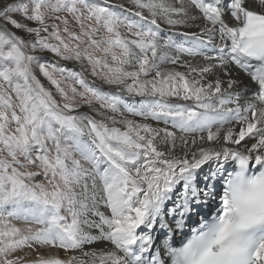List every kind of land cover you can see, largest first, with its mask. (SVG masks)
<instances>
[{
	"label": "snow or ice",
	"instance_id": "6c2138e0",
	"mask_svg": "<svg viewBox=\"0 0 264 264\" xmlns=\"http://www.w3.org/2000/svg\"><path fill=\"white\" fill-rule=\"evenodd\" d=\"M0 264H264V0H0Z\"/></svg>",
	"mask_w": 264,
	"mask_h": 264
},
{
	"label": "bare ground",
	"instance_id": "6f19581e",
	"mask_svg": "<svg viewBox=\"0 0 264 264\" xmlns=\"http://www.w3.org/2000/svg\"><path fill=\"white\" fill-rule=\"evenodd\" d=\"M163 27H165V29H166V26H163ZM192 30H195V29H190V31H192ZM161 35L164 38H168L169 35H170V33L167 30H165L164 32L161 33ZM172 38L175 39L177 41V43H180V42H183L184 41V38L183 37L172 36ZM181 60L182 61H191L194 64L203 62L202 57L192 58V57H187V56H181ZM181 70H183V69H181ZM135 119L139 120L140 118L139 117H136ZM149 122L154 124V122H151V121H149ZM154 126H155V124H154ZM97 247H110V245L101 244V245H97ZM52 251H53V253L58 254L61 258H64V256H65L63 250H59L58 253H57L56 250H52ZM39 254L47 255L48 252L46 250H40V253ZM36 255H37L36 252H32L30 258H33L34 259L36 257Z\"/></svg>",
	"mask_w": 264,
	"mask_h": 264
},
{
	"label": "rangeland",
	"instance_id": "374dc122",
	"mask_svg": "<svg viewBox=\"0 0 264 264\" xmlns=\"http://www.w3.org/2000/svg\"><path fill=\"white\" fill-rule=\"evenodd\" d=\"M53 62L55 63L56 61H53ZM59 63L62 65L67 64L69 67H72V65L69 62L59 61ZM76 70H79L78 66H77ZM41 79L45 83V85L48 86L47 81H44L43 77H41ZM105 88H107V86H105ZM53 91H54V89H53ZM57 99H59V97H57ZM81 110L83 111V109H81Z\"/></svg>",
	"mask_w": 264,
	"mask_h": 264
}]
</instances>
